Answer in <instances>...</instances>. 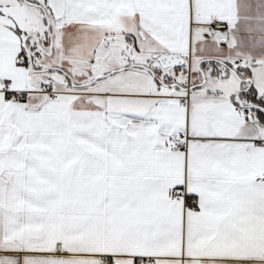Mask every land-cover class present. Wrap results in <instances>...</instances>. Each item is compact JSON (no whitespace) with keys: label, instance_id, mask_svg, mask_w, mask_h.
<instances>
[{"label":"snow or ice","instance_id":"6c2138e0","mask_svg":"<svg viewBox=\"0 0 264 264\" xmlns=\"http://www.w3.org/2000/svg\"><path fill=\"white\" fill-rule=\"evenodd\" d=\"M0 264H264V0H0Z\"/></svg>","mask_w":264,"mask_h":264}]
</instances>
